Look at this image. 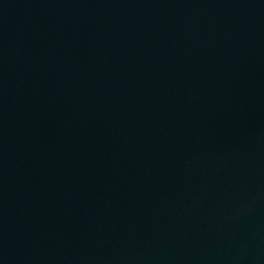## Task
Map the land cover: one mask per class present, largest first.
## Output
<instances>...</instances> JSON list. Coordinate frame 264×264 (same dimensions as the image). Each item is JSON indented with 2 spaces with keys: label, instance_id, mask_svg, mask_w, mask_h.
<instances>
[{
  "label": "water",
  "instance_id": "obj_1",
  "mask_svg": "<svg viewBox=\"0 0 264 264\" xmlns=\"http://www.w3.org/2000/svg\"><path fill=\"white\" fill-rule=\"evenodd\" d=\"M0 264H264V0H0Z\"/></svg>",
  "mask_w": 264,
  "mask_h": 264
}]
</instances>
